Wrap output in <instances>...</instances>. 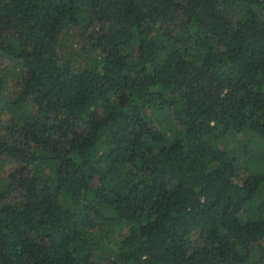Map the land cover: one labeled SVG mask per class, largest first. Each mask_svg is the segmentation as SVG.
<instances>
[{"label":"trees","instance_id":"obj_1","mask_svg":"<svg viewBox=\"0 0 264 264\" xmlns=\"http://www.w3.org/2000/svg\"><path fill=\"white\" fill-rule=\"evenodd\" d=\"M3 164L0 264H264V0H0Z\"/></svg>","mask_w":264,"mask_h":264},{"label":"rangeland","instance_id":"obj_2","mask_svg":"<svg viewBox=\"0 0 264 264\" xmlns=\"http://www.w3.org/2000/svg\"><path fill=\"white\" fill-rule=\"evenodd\" d=\"M63 45L66 49L70 50L69 53L72 56H78V61H84V57L86 56L84 53V45L83 42H80V39L77 36H68V39L63 42ZM80 54H83V56H80ZM234 142V141H233ZM8 167L7 165L0 166V173L7 175L8 174ZM3 175V176H4Z\"/></svg>","mask_w":264,"mask_h":264}]
</instances>
